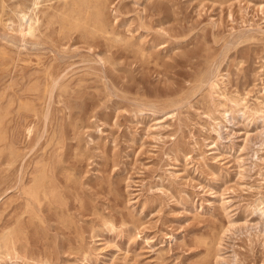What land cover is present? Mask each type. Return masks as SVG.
I'll list each match as a JSON object with an SVG mask.
<instances>
[{
	"label": "rangeland",
	"instance_id": "374dc122",
	"mask_svg": "<svg viewBox=\"0 0 264 264\" xmlns=\"http://www.w3.org/2000/svg\"><path fill=\"white\" fill-rule=\"evenodd\" d=\"M102 1L0 0V264H264V0Z\"/></svg>",
	"mask_w": 264,
	"mask_h": 264
},
{
	"label": "bare ground",
	"instance_id": "6f19581e",
	"mask_svg": "<svg viewBox=\"0 0 264 264\" xmlns=\"http://www.w3.org/2000/svg\"><path fill=\"white\" fill-rule=\"evenodd\" d=\"M102 4H103L102 0H65V6H64V9H63L61 16H60L61 22L64 24L65 28L67 30H70V31L71 30H84V31L98 30V31H103L105 28V23L103 20ZM25 16H26V14H24L23 17H25ZM25 20L27 21V19H25ZM36 22L37 21L34 18H32V17L28 18V22H26L25 26L23 28H21L22 35L23 36L30 35L31 38L36 37V35H35L36 28L34 26ZM217 84H218L217 82L212 81V85L211 84L210 85H211L212 89H214L217 86ZM53 85H54V83H53ZM233 102L235 103V105L237 107H240L241 111H243L246 108V105H242L241 99H235V100H233ZM261 103H263V105H264V102L261 101ZM47 104H48V102H47ZM226 111L227 110H225V112ZM260 112L262 113V115L264 117V109H262ZM243 113H245V111H243ZM216 126H214V131L217 132L219 138H222V134H221L222 133V122L221 121L216 122ZM31 131L32 130L29 129V132H31ZM0 140H1V137H0ZM212 148L214 149L215 145H213ZM40 180L41 179L36 181V184L33 186V188L30 191L31 196H33L34 198L39 197L40 188L42 186V181H40ZM19 182H20V180H19ZM259 210L262 212V216H264V209L259 208Z\"/></svg>",
	"mask_w": 264,
	"mask_h": 264
}]
</instances>
